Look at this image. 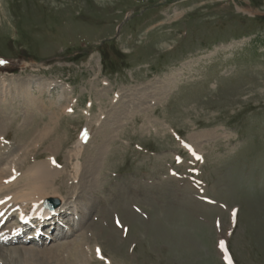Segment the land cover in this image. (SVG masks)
Returning <instances> with one entry per match:
<instances>
[{"label": "rangeland", "instance_id": "374dc122", "mask_svg": "<svg viewBox=\"0 0 264 264\" xmlns=\"http://www.w3.org/2000/svg\"><path fill=\"white\" fill-rule=\"evenodd\" d=\"M16 76L45 110L0 92V174L13 182L55 158L47 199L64 208L15 236L14 203L1 250L58 246L62 264H264V0H0V77ZM171 77L156 100L152 86Z\"/></svg>", "mask_w": 264, "mask_h": 264}, {"label": "bare ground", "instance_id": "6f19581e", "mask_svg": "<svg viewBox=\"0 0 264 264\" xmlns=\"http://www.w3.org/2000/svg\"><path fill=\"white\" fill-rule=\"evenodd\" d=\"M174 77H171L170 79H165L164 81H161V82H158V86H152V92L153 93H156L157 95V98L156 100H160L159 98L162 97L163 95H166L170 92V88L173 86V82H174ZM0 81H2L1 83H8L7 87L6 88H3V86L0 88V92L3 93V100H8V96L12 97V98H18L17 100L18 101H23L25 104H27L28 106H31L32 109L35 111L40 109V111L43 109V111L41 112H44L45 110V107L44 106H40V104L35 100L34 96L33 95H30L31 93V81H20L17 76L16 77H13L12 79H8V78H4V77H0ZM40 82V81H39ZM33 83V82H32ZM35 84V83H34ZM55 85L54 82H50V83H47L45 86H43L42 90L43 92H48V90H50V88H53V86ZM174 87V86H173ZM14 88V92L12 91ZM137 88V87H136ZM140 88V87H139ZM148 88V87H147ZM146 88V89H147ZM145 89V88H144ZM150 91V90H149ZM42 92V93H43ZM60 92V91H59ZM144 90L142 89L141 91H137L136 95L133 97H128V99H132L133 101H137L138 102V99H143V96L145 97L146 95L143 94ZM67 94V93H66ZM58 95V94H57ZM138 95V96H137ZM152 95V94H151ZM71 97V96H70ZM22 99V100H21ZM6 100V101H7ZM14 100V99H13ZM43 101V100H42ZM1 102V100H0ZM16 102V100H15ZM70 104V103H69ZM134 105V104H133ZM46 106V104H45ZM121 107V106H120ZM135 107V106H134ZM30 108V107H29ZM48 108V107H47ZM50 109V108H48ZM68 109V108H67ZM121 108H119L118 110H120ZM47 111V109H46ZM129 112V111H128ZM127 113V112H125ZM44 114V113H43ZM118 114H122L120 112H118ZM115 115V114H114ZM116 116V117H119ZM104 117V116H103ZM129 117V116H128ZM120 118V117H119ZM122 118V117H121ZM124 118V117H123ZM116 119V118H115ZM131 119V118H130ZM104 120V119H103ZM121 120V119H120ZM115 121V120H114ZM104 122V121H103ZM120 122L119 120L116 121L115 123H118ZM1 123V122H0ZM106 123V121H105ZM108 123V122H107ZM103 128V127H102ZM101 128V129H102ZM107 128V127H106ZM2 127L0 125V131H2ZM117 131V130H116ZM113 132V131H112ZM210 132V131H209ZM112 135V134H111ZM204 135H207V134H200L199 136L200 137H205ZM43 136V135H42ZM42 136L40 137L39 135L36 137V138H39V139H42ZM1 138V141H5L6 137L4 135H0ZM85 137V136H83ZM107 137V136H106ZM209 138V137H207ZM197 139V137H196ZM199 140V139H198ZM202 140V139H201ZM79 142H77V144H79V146H77L78 149H76V151L73 153V155L75 157H78L80 155L81 152V149L83 147V142H85L82 138V140H78ZM81 141V142H80ZM82 143V144H81ZM194 143V142H193ZM80 147V148H79ZM104 148V147H103ZM105 152V151H104ZM97 158V157H96ZM70 159V158H69ZM99 160V159H98ZM57 160H55V158H50V159H47V161L45 162H38L37 164L31 166V168H29L28 170H25L23 171V173L21 174V176L17 175L15 177V179H13L14 181L12 182L11 180H5L6 178H8V175H6L5 177V173L8 174V168H7V172H1L0 174V192L4 191V190H8V188H12L14 187V191L12 192H15V193H12L10 196L7 194H5L4 196L5 197H2L0 199V218H2V216H4L6 214V212H9V209H10V206H12L14 203L15 204H18V203H22L24 205V207H21L18 211H19V215H23V217H25V212L26 210H24L25 208V205L27 206L28 203H31L33 206V216L35 217H39V218H44V217H49L52 212H53V216L56 214H60L62 208H64L63 206L62 207H59V208H56L54 211H50V210H46V208L43 207V204H44V201L45 199L48 198L49 195H54V193L57 194V188L55 187V182L57 180V177L62 173L60 170H57L56 166L58 164ZM79 162H77V164L73 167L74 169V172H75V178L74 179H78L80 177V173L83 172L86 168L80 164H78ZM88 163V162H87ZM93 163V162H92ZM90 163V164H92ZM16 165V164H15ZM15 165L12 166V172L13 171H16L14 170V167ZM86 165V164H85ZM97 163H94L93 167L96 166L97 167ZM18 166V165H17ZM83 167H84V170H83ZM64 168H67V167H64ZM95 168V169H96ZM91 169V168H90ZM65 170V169H64ZM99 170V169H98ZM66 171V170H65ZM68 171V170H67ZM88 171V170H86ZM96 171V170H95ZM91 172V171H90ZM64 173V172H63ZM11 174V173H10ZM13 174V173H12ZM16 174V172H15ZM15 174H13L15 176ZM65 174V173H64ZM67 174V173H66ZM71 174V173H70ZM88 174V173H87ZM62 175V174H61ZM69 175V173H68ZM67 175V176H68ZM94 175V174H93ZM12 175H10L9 178H11ZM61 176H59L60 178ZM66 177V176H65ZM69 177V176H68ZM83 177V176H82ZM85 177V175H84ZM89 177V176H88ZM58 178V179H59ZM71 179V177L69 178ZM68 179V180H69ZM22 180H25L23 181L22 184H20V181ZM87 180V179H85ZM67 181V180H66ZM72 182V180H70ZM69 181V182H70ZM11 182L13 184H11ZM68 182V184H69ZM76 182V181H75ZM82 182V181H81ZM81 182H80V185H81ZM67 184V182H65ZM78 183V182H77ZM93 183V182H92ZM17 184H20V186L18 187ZM64 184V183H63ZM65 184V185H66ZM71 184V183H70ZM79 184V183H78ZM73 185V184H72ZM74 186V185H73ZM66 187V186H65ZM70 187V186H69ZM68 187V188H69ZM82 187V185L80 186ZM72 188V187H71ZM78 187L75 186V189H77ZM83 188V187H82ZM133 188V187H132ZM114 189V188H113ZM130 189V188H129ZM63 190V189H62ZM89 190V189H88ZM131 190V189H130ZM11 191V189H10ZM61 191V190H60ZM85 191V190H84ZM132 191V190H131ZM8 192V191H7ZM135 193V192H134ZM120 194V193H119ZM127 194V193H126ZM131 194V193H130ZM118 196V194H117ZM119 197V196H118ZM122 197V195H121ZM120 197V198H121ZM108 200V198H107ZM123 200V198L121 199V201ZM105 201V200H104ZM107 202V201H105ZM103 202V203H105ZM109 202V201H108ZM67 202H64V205H66ZM110 203V202H109ZM108 203V204H109ZM116 203H118L116 201ZM119 204V203H118ZM103 205V204H102ZM3 206V208H1ZM87 208V207H86ZM103 212H105L104 210H102ZM107 212V210H106ZM98 213V212H97ZM104 214V213H103ZM12 216V215H11ZM50 217V219L53 218ZM103 216V215H102ZM105 216V215H104ZM101 217V214H96V217L94 219H92L95 223V222H99L98 219ZM108 217V216H107ZM107 219V218H106ZM121 219V218H120ZM53 221V220H52ZM88 221V220H87ZM48 225V228H50V226L53 225V223H46ZM96 224V223H95ZM94 224V225H95ZM98 224V223H97ZM92 225V222L91 224ZM93 225V226H94ZM101 225V224H100ZM95 227V226H94ZM102 227V226H101ZM100 227V228H101ZM90 228V226L88 227ZM92 228V226H91ZM90 228V229H91ZM87 229V228H86ZM95 229V228H94ZM113 229V228H111ZM96 230V229H95ZM101 230V229H100ZM88 231V230H87ZM113 230H111V234L114 232H112ZM1 232V231H0ZM85 234L87 232H84ZM87 235V234H86ZM80 237V236H79ZM88 238V237H87ZM87 238H84L82 239V242L83 243H80L78 245V242H75L76 245L74 246L75 248V254L72 256V255H69V260L72 261V259H75L76 260L82 256H84V245H86L88 243V239ZM81 242V240L79 241ZM85 242V243H84ZM9 243L8 242H4V241H0V258L5 256V261L9 260L10 264H36L38 261H43L41 264H44V261L45 262H49L51 263V261L55 262V264H62L63 263V257L61 255V250L58 246H55L56 248H54L53 250H45V251H41V252H36L34 251L33 249H27V248H22V249H19V248H11V249H5L3 248V250H1V247L3 246H6L8 245ZM90 244V243H89ZM73 244H71L72 246ZM64 246V245H63ZM62 246V250H63V247ZM70 246V247H71ZM70 248H68L69 250ZM60 251V252H59ZM5 253V254H3ZM66 252H64V254H66ZM73 253V252H72ZM71 253V254H72ZM70 254V252H69ZM9 257V258H8ZM68 257V256H66ZM82 259V258H81ZM84 261V259H83ZM53 262V263H54ZM76 263V262H75ZM38 264V263H37ZM52 264V263H51Z\"/></svg>", "mask_w": 264, "mask_h": 264}, {"label": "water", "instance_id": "95a60500", "mask_svg": "<svg viewBox=\"0 0 264 264\" xmlns=\"http://www.w3.org/2000/svg\"><path fill=\"white\" fill-rule=\"evenodd\" d=\"M59 205H60V201L55 200V199H49L45 203V207L50 209V210L57 208Z\"/></svg>", "mask_w": 264, "mask_h": 264}]
</instances>
